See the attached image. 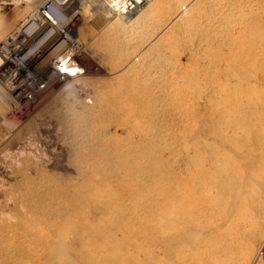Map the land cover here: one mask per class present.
<instances>
[{
  "label": "bare ground",
  "instance_id": "bare-ground-1",
  "mask_svg": "<svg viewBox=\"0 0 264 264\" xmlns=\"http://www.w3.org/2000/svg\"><path fill=\"white\" fill-rule=\"evenodd\" d=\"M24 1L0 7V264H262L264 8L73 0L76 46L18 62Z\"/></svg>",
  "mask_w": 264,
  "mask_h": 264
},
{
  "label": "built area",
  "instance_id": "built-area-1",
  "mask_svg": "<svg viewBox=\"0 0 264 264\" xmlns=\"http://www.w3.org/2000/svg\"><path fill=\"white\" fill-rule=\"evenodd\" d=\"M147 1L148 0H111L109 9L114 15L127 19L135 15L147 3ZM22 2H24V0H0V7ZM73 4V0H44L39 12L40 15L45 18V21L40 25L34 26L33 21L29 20L28 23L22 27V39L24 43L26 41V46L18 55H12V57L18 62H22L24 58L33 54L37 50L40 40L46 44L52 41V43L55 42V45L63 42L65 44L70 43L73 46H76V32L79 14L77 13V9L71 11ZM71 29L75 32L74 36L71 33ZM40 33H42L41 39L29 46L31 38ZM12 48L13 47L9 45L8 41L1 42L0 54L2 56H10V50ZM68 60L69 57L60 61L59 64L63 65Z\"/></svg>",
  "mask_w": 264,
  "mask_h": 264
},
{
  "label": "rangeland",
  "instance_id": "rangeland-1",
  "mask_svg": "<svg viewBox=\"0 0 264 264\" xmlns=\"http://www.w3.org/2000/svg\"><path fill=\"white\" fill-rule=\"evenodd\" d=\"M243 4H246V5H250L251 4V6H255L256 8H254L253 7V10L255 11V13H257V10L259 11V8H260V10L262 9V8H264L263 6H264V4L262 5L261 3H260V1L261 2H264L263 0H258L259 2H257L256 0H253V1H255V2H252V0H246L247 2H245L244 0H240ZM250 1V2H249ZM25 2V1H24ZM24 2H22V3H15V4H13V5H9V6H3L1 9H2V13H3V15H4V18L6 19V20H13V21H15L16 23H19L20 22V18L19 17H17L20 13H22L23 12V10H24V8H25V3ZM247 3H249V4H247ZM252 3H254V4H261L260 6L261 7H259V5L258 6H256V5H254V4H252ZM242 4V5H243ZM252 10V9H251ZM250 10V11H251ZM251 11V12H249L248 10H245V12L247 11V14H249V13H251V15L249 14V17L250 18H254L255 16H256V14H254V11ZM263 10V12H264V9H262ZM249 12V13H248ZM252 14H254V15H252ZM254 16V17H253ZM18 18V19H17ZM91 22H92V24H91ZM91 22H90V20H89V22L88 23H86L85 25H83V30L82 31H84L85 33L83 34V36H79V39L81 40V42L83 43V44H85L86 46H88L89 45V43H91V40H89V43H88V38H86V37H90L91 35H88L89 34V30L88 29H90V31H92L93 32V30L95 29V27H96V24L91 20ZM28 23V22H27ZM27 23H25V25L27 24ZM90 23V24H89ZM81 23H80V21L78 20V22H77V29H81L80 27H82V25H80ZM89 24V25H88ZM24 25V26H25ZM34 25V24H33ZM86 25H88V26H90V25H92V28H91V26H90V28L88 27V26H86ZM231 25V24H230ZM23 26V27H24ZM35 26V25H34ZM229 26V25H228ZM86 28H88V29H86ZM86 31H85V30ZM93 29V30H92ZM22 30V29H21ZM88 30V31H87ZM263 30H264V28H263ZM95 31V30H94ZM91 32V33H92ZM90 33V34H91ZM76 35H77V32H76ZM84 35H85V37H84ZM41 36H42V33H40V34H38L37 36H35V37H33V38H31V40L29 41V46L30 45H32V44H34L36 41H39L40 39H41ZM84 39V40H83ZM85 39H87L86 41H85ZM2 42H4V40L2 41ZM86 42V43H85ZM61 43V42H60ZM60 43L59 44H57V45H60ZM57 45H55V42H53L52 43V41L51 42H49V43H45V46H47L48 47V52H50V51H52V49L55 47V46H57ZM92 48V47H91ZM54 55V54H53ZM51 56V55H50ZM184 59H185V57H183V61H184ZM184 62H186V59H185V61ZM4 78H8V74H5V76H4ZM201 84L203 85V83L201 82ZM28 108V110H29V108L30 107H27ZM47 114V112H46V110H43V111H38V112H36L35 111V114L33 115V117H31V120L29 121V124H30V126L32 125V129H33V132L32 133H29V134H26L25 135V137H27L28 135L29 136H31L32 134H34V132L36 131V129H40V125L42 126V123H45L46 121H44V120H47V119H45V117H44V115H46ZM38 118H40V119H38ZM43 118H44V120H43ZM18 117L17 118H15L13 121L14 122H16V121H18ZM201 119H202V114H200V115H198L197 116V120L196 121H201ZM28 124V125H29ZM46 124V123H45ZM44 124V125H45ZM34 125V126H33ZM38 126V127H37ZM31 134V135H30ZM26 138H24V140H25ZM4 165V163H3V161H1L0 160V166H3ZM1 181V180H0ZM261 259H262V254H261ZM259 261V258H258V260L256 261V262H258Z\"/></svg>",
  "mask_w": 264,
  "mask_h": 264
},
{
  "label": "crops",
  "instance_id": "crops-1",
  "mask_svg": "<svg viewBox=\"0 0 264 264\" xmlns=\"http://www.w3.org/2000/svg\"><path fill=\"white\" fill-rule=\"evenodd\" d=\"M261 254H262V264H264V243H263V246L261 248Z\"/></svg>",
  "mask_w": 264,
  "mask_h": 264
}]
</instances>
